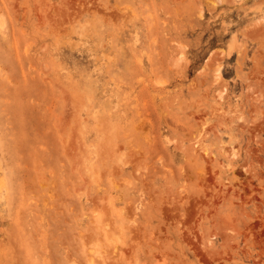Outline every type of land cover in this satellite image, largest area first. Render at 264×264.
<instances>
[{"label":"rangeland","instance_id":"rangeland-1","mask_svg":"<svg viewBox=\"0 0 264 264\" xmlns=\"http://www.w3.org/2000/svg\"><path fill=\"white\" fill-rule=\"evenodd\" d=\"M0 158V264H264V0H0Z\"/></svg>","mask_w":264,"mask_h":264},{"label":"bare ground","instance_id":"bare-ground-1","mask_svg":"<svg viewBox=\"0 0 264 264\" xmlns=\"http://www.w3.org/2000/svg\"><path fill=\"white\" fill-rule=\"evenodd\" d=\"M66 3H67V2H66ZM67 4H68V3H67ZM219 75H220V74H219ZM219 75L217 74L216 77H219ZM217 80H218V79H217ZM61 91H62V90H61ZM64 95H65V94H64ZM74 98H75V97H74ZM74 98H73V99H74ZM73 101H74V100H73ZM66 102H67V101H66ZM67 106H68V105H67ZM68 116H69V115H68ZM75 116H76V115H75ZM75 116H74V118H75ZM66 118H67V117H66ZM69 120H70V119H69ZM62 122H63V121H62ZM67 122H68V121H67ZM62 124H63V123H62ZM65 124H66V123H65ZM75 124H76V123H75ZM76 125H77V124H76ZM73 126H74V125H73ZM64 129H65V128H64ZM64 131H65V130H64ZM72 131H73V130H72ZM73 133H74V132H73ZM77 134H78V133H77ZM69 138H70V137H69ZM69 138H68V139H69ZM72 140H73V139H72ZM76 141H78V140H76ZM71 145H72V144H71ZM73 145H74V144H73ZM80 146H81V145H80ZM70 148H71V147H70ZM70 148H69V149H70ZM76 152H77V151H76ZM3 153H4V152H3ZM0 159H1V158H0ZM0 161H1V160H0ZM0 163H1V162H0ZM0 165H1V164H0ZM2 169H3V168H2ZM3 171H4V170H3ZM0 185H1V181H0ZM1 190H3V189H1ZM11 191H12V189H11ZM1 192H2V191H1ZM0 195H2V194L0 193ZM10 196H11V195H10ZM10 196H9V197H10ZM4 197H5V196H4ZM7 197H8V196H7ZM6 206H8V205H6ZM7 208H8V207H7Z\"/></svg>","mask_w":264,"mask_h":264}]
</instances>
